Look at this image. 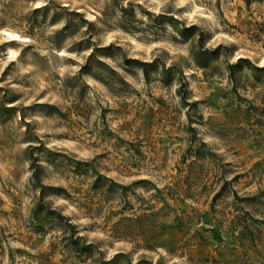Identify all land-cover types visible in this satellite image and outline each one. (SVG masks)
I'll list each match as a JSON object with an SVG mask.
<instances>
[{"label":"rangeland","instance_id":"obj_1","mask_svg":"<svg viewBox=\"0 0 264 264\" xmlns=\"http://www.w3.org/2000/svg\"><path fill=\"white\" fill-rule=\"evenodd\" d=\"M252 64L264 0H0V264H264Z\"/></svg>","mask_w":264,"mask_h":264},{"label":"trees","instance_id":"obj_2","mask_svg":"<svg viewBox=\"0 0 264 264\" xmlns=\"http://www.w3.org/2000/svg\"><path fill=\"white\" fill-rule=\"evenodd\" d=\"M249 61L248 59H246V58H244V57H238V60H237V62H239V61ZM237 62L236 63H230L229 65H228V68H229V71H230V73H231V76L233 75V69H234V66L237 64ZM250 75L254 78V83H256L257 82V84H259V83H263L264 82V65H261V66H256V65H251L250 66Z\"/></svg>","mask_w":264,"mask_h":264}]
</instances>
